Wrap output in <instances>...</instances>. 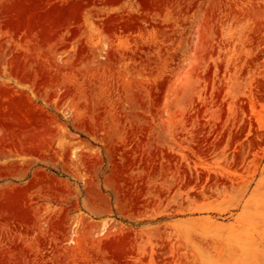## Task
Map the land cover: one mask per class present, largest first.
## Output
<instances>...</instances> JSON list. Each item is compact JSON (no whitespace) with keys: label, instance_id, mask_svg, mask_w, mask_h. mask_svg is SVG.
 I'll use <instances>...</instances> for the list:
<instances>
[{"label":"rangeland","instance_id":"1","mask_svg":"<svg viewBox=\"0 0 264 264\" xmlns=\"http://www.w3.org/2000/svg\"><path fill=\"white\" fill-rule=\"evenodd\" d=\"M0 264H264V0H0Z\"/></svg>","mask_w":264,"mask_h":264}]
</instances>
